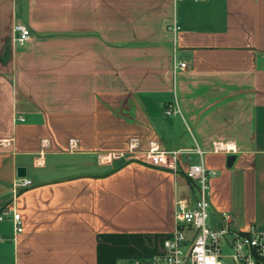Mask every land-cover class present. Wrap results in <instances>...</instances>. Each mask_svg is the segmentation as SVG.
Here are the masks:
<instances>
[{
	"label": "crops",
	"instance_id": "0c3cea01",
	"mask_svg": "<svg viewBox=\"0 0 264 264\" xmlns=\"http://www.w3.org/2000/svg\"><path fill=\"white\" fill-rule=\"evenodd\" d=\"M151 142L177 171L149 163ZM198 162L210 223L263 229L264 0H0V211L23 222L0 220V264L161 253ZM19 165L33 184L16 192Z\"/></svg>",
	"mask_w": 264,
	"mask_h": 264
},
{
	"label": "built area",
	"instance_id": "2783aa9c",
	"mask_svg": "<svg viewBox=\"0 0 264 264\" xmlns=\"http://www.w3.org/2000/svg\"><path fill=\"white\" fill-rule=\"evenodd\" d=\"M181 25L174 20L168 29L177 32ZM31 37L30 28L20 22L14 25V40L24 44ZM187 66L185 61L174 63V72ZM180 112L177 102L166 103L167 115ZM151 142L149 163L177 171L176 151L159 149ZM196 152L202 154L197 147ZM187 177L196 184L197 197L193 205L178 200L174 211L175 228L163 241V251L148 258L136 259L130 264H264V228L251 225L247 230L236 227L230 214L224 212L221 221L210 223L209 177L212 172L203 163L189 164ZM31 179L19 177L15 183L19 188L32 185ZM11 214L16 231L23 230L20 212L14 203H8L0 211V220ZM229 248L225 254L223 248ZM227 259L228 261H225Z\"/></svg>",
	"mask_w": 264,
	"mask_h": 264
},
{
	"label": "water",
	"instance_id": "95a60500",
	"mask_svg": "<svg viewBox=\"0 0 264 264\" xmlns=\"http://www.w3.org/2000/svg\"><path fill=\"white\" fill-rule=\"evenodd\" d=\"M28 174L27 167L25 165H19L17 167V175L18 177H26Z\"/></svg>",
	"mask_w": 264,
	"mask_h": 264
},
{
	"label": "rangeland",
	"instance_id": "374dc122",
	"mask_svg": "<svg viewBox=\"0 0 264 264\" xmlns=\"http://www.w3.org/2000/svg\"><path fill=\"white\" fill-rule=\"evenodd\" d=\"M188 134H189V137L192 138V134H191L190 131L188 132ZM210 177H211V176H210ZM210 177H209V185H210V189H211ZM210 189H209V194H208V198H209V200H210ZM211 207H212V206H211ZM211 207H210V209H211ZM221 219H222V218H221ZM221 219L219 220V222L221 221ZM211 222H212V220H211ZM213 225H214V224H213ZM223 252H224L225 254H228V253L230 252V250H229V248L225 247V248H223ZM225 261H228V260L225 259Z\"/></svg>",
	"mask_w": 264,
	"mask_h": 264
},
{
	"label": "trees",
	"instance_id": "16d2710c",
	"mask_svg": "<svg viewBox=\"0 0 264 264\" xmlns=\"http://www.w3.org/2000/svg\"><path fill=\"white\" fill-rule=\"evenodd\" d=\"M190 182L192 183V186H194V188H196V184L194 181H192L190 178H189Z\"/></svg>",
	"mask_w": 264,
	"mask_h": 264
}]
</instances>
